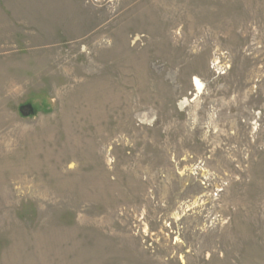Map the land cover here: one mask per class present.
Listing matches in <instances>:
<instances>
[{"label": "rangeland", "instance_id": "1", "mask_svg": "<svg viewBox=\"0 0 264 264\" xmlns=\"http://www.w3.org/2000/svg\"><path fill=\"white\" fill-rule=\"evenodd\" d=\"M0 264H264V0H0Z\"/></svg>", "mask_w": 264, "mask_h": 264}, {"label": "crops", "instance_id": "2", "mask_svg": "<svg viewBox=\"0 0 264 264\" xmlns=\"http://www.w3.org/2000/svg\"><path fill=\"white\" fill-rule=\"evenodd\" d=\"M63 33H64V31L62 30V33H61V34H63ZM58 35H60V34H58ZM45 39L48 40V39H51V37H50V36L48 37V35H46V36H45ZM28 40H30V39H28ZM58 40L63 41L62 38H59Z\"/></svg>", "mask_w": 264, "mask_h": 264}, {"label": "bare ground", "instance_id": "3", "mask_svg": "<svg viewBox=\"0 0 264 264\" xmlns=\"http://www.w3.org/2000/svg\"><path fill=\"white\" fill-rule=\"evenodd\" d=\"M194 83H195V86L197 87V89H199L200 88V83L198 82L197 79L194 80Z\"/></svg>", "mask_w": 264, "mask_h": 264}, {"label": "water", "instance_id": "4", "mask_svg": "<svg viewBox=\"0 0 264 264\" xmlns=\"http://www.w3.org/2000/svg\"><path fill=\"white\" fill-rule=\"evenodd\" d=\"M27 106H29V105H27ZM22 110V107H20V111Z\"/></svg>", "mask_w": 264, "mask_h": 264}]
</instances>
